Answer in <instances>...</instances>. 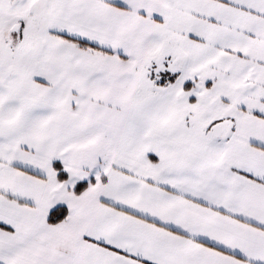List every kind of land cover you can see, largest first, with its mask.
Returning a JSON list of instances; mask_svg holds the SVG:
<instances>
[{"label":"snow or ice","instance_id":"6c2138e0","mask_svg":"<svg viewBox=\"0 0 264 264\" xmlns=\"http://www.w3.org/2000/svg\"><path fill=\"white\" fill-rule=\"evenodd\" d=\"M0 264H264V0H0Z\"/></svg>","mask_w":264,"mask_h":264}]
</instances>
